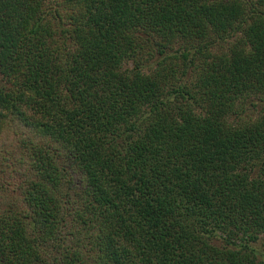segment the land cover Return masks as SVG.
<instances>
[{"label": "trees", "instance_id": "obj_1", "mask_svg": "<svg viewBox=\"0 0 264 264\" xmlns=\"http://www.w3.org/2000/svg\"><path fill=\"white\" fill-rule=\"evenodd\" d=\"M264 0H0V264H264Z\"/></svg>", "mask_w": 264, "mask_h": 264}, {"label": "rangeland", "instance_id": "obj_2", "mask_svg": "<svg viewBox=\"0 0 264 264\" xmlns=\"http://www.w3.org/2000/svg\"><path fill=\"white\" fill-rule=\"evenodd\" d=\"M259 248L261 249H263L264 248V240H262L260 243H259Z\"/></svg>", "mask_w": 264, "mask_h": 264}]
</instances>
